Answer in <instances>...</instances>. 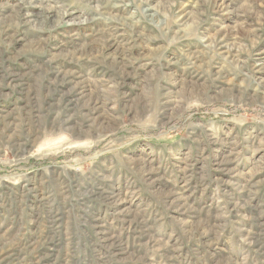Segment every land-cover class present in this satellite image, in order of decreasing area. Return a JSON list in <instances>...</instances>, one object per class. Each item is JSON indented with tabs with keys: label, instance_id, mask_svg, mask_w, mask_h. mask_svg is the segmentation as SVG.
<instances>
[{
	"label": "rangeland",
	"instance_id": "obj_1",
	"mask_svg": "<svg viewBox=\"0 0 264 264\" xmlns=\"http://www.w3.org/2000/svg\"><path fill=\"white\" fill-rule=\"evenodd\" d=\"M0 264H264V0H0Z\"/></svg>",
	"mask_w": 264,
	"mask_h": 264
}]
</instances>
